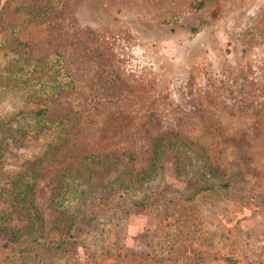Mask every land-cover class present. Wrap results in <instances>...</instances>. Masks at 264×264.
<instances>
[{"label":"rangeland","instance_id":"obj_1","mask_svg":"<svg viewBox=\"0 0 264 264\" xmlns=\"http://www.w3.org/2000/svg\"><path fill=\"white\" fill-rule=\"evenodd\" d=\"M197 1L64 0L60 9L34 15L14 5L32 11L37 0H0L1 34L16 37L32 59L47 63L49 55H63L77 80L74 90L47 102L49 117L74 118L68 142L53 150V131L27 133L20 144L6 145L3 170L15 173L36 162L34 167L54 173L61 165L79 164L91 150H132L139 170L151 139L174 130L203 146L214 166L264 203V44L245 49L238 40L264 0H204L201 9H190ZM47 176L37 179L35 203L49 221ZM158 181V190H187L169 161ZM154 215L133 209L122 219L119 239L112 235L102 248L88 245L103 263L163 264L168 238L157 231ZM248 215L230 238L203 211L199 240L192 245L203 250L201 264H228L224 254L243 264H264V212ZM0 252L3 264L8 251L1 241ZM86 254L81 247L70 263H60L86 264Z\"/></svg>","mask_w":264,"mask_h":264},{"label":"trees","instance_id":"obj_2","mask_svg":"<svg viewBox=\"0 0 264 264\" xmlns=\"http://www.w3.org/2000/svg\"><path fill=\"white\" fill-rule=\"evenodd\" d=\"M37 1L32 11L18 3L14 8L38 15L60 9L64 3ZM203 5L204 0H198L189 8L198 10ZM1 30L0 25V131H4L0 158L9 142L20 144L27 133L38 135L47 130L55 133L52 148L57 150L71 138L75 121L71 116L49 117L47 102L74 90L77 80L67 72L63 55L51 54L47 63L32 59L24 44L16 37H4ZM238 40L245 49L264 44V4L250 16ZM18 102L20 107H15ZM83 154L79 164L61 165L54 173L34 167L36 162L6 173L0 161V241L8 251L3 264L70 263L81 247L86 249V264H108L96 258L88 242L102 248L112 235L119 239L122 219L138 208L154 211L157 231L168 238V257L161 263L201 264L203 250L192 249V245L199 240L196 233L204 221L203 211H208L221 234L230 238L248 213L264 212V203L242 191L238 180L213 165L203 146L178 131L165 130L154 136L146 164L139 170L132 150ZM165 161L170 162L177 178L185 180L187 190L171 186L158 190ZM95 175L98 180L92 182ZM43 176L52 187L49 221L35 203V184ZM105 252L112 255L109 249ZM223 259L228 264H243L230 254H224Z\"/></svg>","mask_w":264,"mask_h":264}]
</instances>
